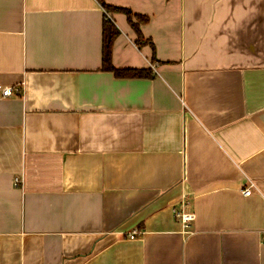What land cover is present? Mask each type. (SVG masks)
Wrapping results in <instances>:
<instances>
[{"label":"crops","instance_id":"0c3cea01","mask_svg":"<svg viewBox=\"0 0 264 264\" xmlns=\"http://www.w3.org/2000/svg\"><path fill=\"white\" fill-rule=\"evenodd\" d=\"M103 1L0 0V264H264V0Z\"/></svg>","mask_w":264,"mask_h":264},{"label":"trees","instance_id":"16d2710c","mask_svg":"<svg viewBox=\"0 0 264 264\" xmlns=\"http://www.w3.org/2000/svg\"><path fill=\"white\" fill-rule=\"evenodd\" d=\"M102 4L104 7L107 8L109 11H114V10H122L127 14L128 21L129 23L132 24L134 29L137 32V44H141L142 42V33L140 30V24L144 23L147 19L148 16L140 15L133 13V11L129 8L125 7H118V6H110L107 5L103 0ZM133 16L137 18V21L133 20ZM118 28L115 23H113L110 19H104L103 21V50H102V55H103V68L108 71L114 72L119 77H147L151 76V70L149 68H119L113 65L112 62V49H113V44L115 41V36L119 33Z\"/></svg>","mask_w":264,"mask_h":264},{"label":"built area","instance_id":"2783aa9c","mask_svg":"<svg viewBox=\"0 0 264 264\" xmlns=\"http://www.w3.org/2000/svg\"><path fill=\"white\" fill-rule=\"evenodd\" d=\"M14 90H12L11 87H4L2 89V95L4 96H8L11 95L13 93ZM248 180V185H246V187H244L242 189V193L243 195H250L253 193V189L256 187L255 182L252 179L247 178ZM21 183V178L20 177H16L15 178V185H19ZM178 216L181 217V221H182V225L184 226V228H189L191 226V223L193 222V220L195 219L196 215L195 213L191 212V211H187L185 209L176 212ZM132 238L135 237V235L131 236Z\"/></svg>","mask_w":264,"mask_h":264}]
</instances>
